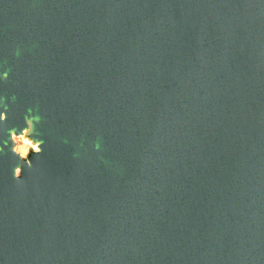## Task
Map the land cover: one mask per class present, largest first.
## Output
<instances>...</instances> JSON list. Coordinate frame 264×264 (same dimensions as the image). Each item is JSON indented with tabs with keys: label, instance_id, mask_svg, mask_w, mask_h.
I'll return each instance as SVG.
<instances>
[{
	"label": "water",
	"instance_id": "95a60500",
	"mask_svg": "<svg viewBox=\"0 0 264 264\" xmlns=\"http://www.w3.org/2000/svg\"><path fill=\"white\" fill-rule=\"evenodd\" d=\"M0 111V264H264V0H0Z\"/></svg>",
	"mask_w": 264,
	"mask_h": 264
},
{
	"label": "clouds",
	"instance_id": "9594fccd",
	"mask_svg": "<svg viewBox=\"0 0 264 264\" xmlns=\"http://www.w3.org/2000/svg\"><path fill=\"white\" fill-rule=\"evenodd\" d=\"M4 79L7 80V72L4 74ZM40 117L33 116L31 118L25 117L26 127H23L18 133L16 131L10 132V140L12 142L11 152L14 156L18 157L19 161L26 165L29 170L32 169V161L28 159L29 153H34L37 156L43 151L42 140L32 138L34 121H38ZM7 113L0 111V125H6ZM22 166L18 163L12 169V176L17 181L18 186L23 184L21 178Z\"/></svg>",
	"mask_w": 264,
	"mask_h": 264
}]
</instances>
